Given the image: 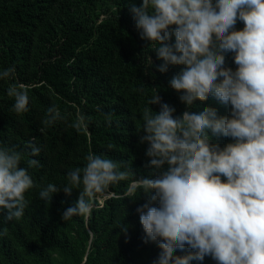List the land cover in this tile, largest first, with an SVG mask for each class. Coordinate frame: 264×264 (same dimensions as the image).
I'll list each match as a JSON object with an SVG mask.
<instances>
[{"label": "clouds", "instance_id": "clouds-1", "mask_svg": "<svg viewBox=\"0 0 264 264\" xmlns=\"http://www.w3.org/2000/svg\"><path fill=\"white\" fill-rule=\"evenodd\" d=\"M131 11L141 38L165 61L159 71L166 72L169 64L182 66L169 83L189 109L174 116L176 109L162 103L158 93L148 103L161 110L145 108L138 130L140 142L148 144L145 166L154 171L132 180L126 195L142 190L149 197L137 211L147 238L162 249L158 264H191L206 256L218 264H264V0H143ZM238 20L245 25L242 30L235 29ZM229 52L235 71L225 67ZM14 77L15 68L0 71V80ZM7 95L15 100V113L29 111L25 85L9 83ZM210 98L231 105L230 116L218 117L211 107L190 111L195 101ZM63 119L60 109L50 106L44 128ZM85 121L77 113L70 126L80 131ZM213 136L234 142L221 148L211 142ZM26 147L31 157L40 155L35 143ZM24 156L0 142V217L5 222L25 215L26 193L34 188L44 201L61 190L69 196L79 190L78 201L62 219L87 218L97 194L136 174L123 161L89 153L84 167L67 173L65 186H41L28 171L40 162L29 158L28 167H22ZM7 232L4 227L0 235ZM185 246L192 250L188 255H175Z\"/></svg>", "mask_w": 264, "mask_h": 264}, {"label": "trees", "instance_id": "trees-1", "mask_svg": "<svg viewBox=\"0 0 264 264\" xmlns=\"http://www.w3.org/2000/svg\"><path fill=\"white\" fill-rule=\"evenodd\" d=\"M142 2L0 0V71L15 68L14 79L0 80V142L24 152L22 167H28L29 158L40 162L28 171L41 186H65L67 173L84 167L89 153L123 161L136 173L107 193L97 194L90 216L69 221L62 214L76 204L79 190L70 196L61 190L51 201L41 200L38 188L30 190L26 193L29 206L19 221L5 222L0 217V231L8 229L0 235V264H158L162 249L147 238L137 211L149 197L142 190L131 197L126 193L132 180L154 171L145 166L148 144L140 142L139 131L144 109L151 107L158 113L161 107L148 101L159 93L162 103L176 109L174 116L189 109L169 83L182 66L169 64L166 72L159 71L165 61L136 27L131 8L141 7ZM244 26L238 20L235 29ZM225 56V67L235 71L234 54ZM9 83L28 89V112L13 111ZM53 105L64 119L44 128L47 109ZM209 107L217 110L218 117L230 116L231 105L215 98L195 101L190 111L199 113ZM77 113L86 117L80 131L70 126ZM28 142L41 149L39 156H30ZM211 142L223 148L234 140L213 136ZM105 194L109 196L100 203ZM191 251L185 246L175 255ZM191 264L218 262L206 256Z\"/></svg>", "mask_w": 264, "mask_h": 264}, {"label": "rangeland", "instance_id": "rangeland-1", "mask_svg": "<svg viewBox=\"0 0 264 264\" xmlns=\"http://www.w3.org/2000/svg\"><path fill=\"white\" fill-rule=\"evenodd\" d=\"M108 194H105L103 197L99 198V202L102 203L105 197H108Z\"/></svg>", "mask_w": 264, "mask_h": 264}]
</instances>
